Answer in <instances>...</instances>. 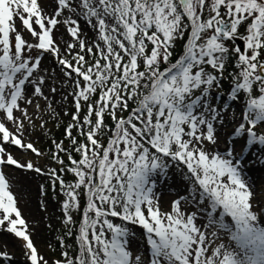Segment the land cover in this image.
<instances>
[{"label": "snow or ice", "instance_id": "snow-or-ice-1", "mask_svg": "<svg viewBox=\"0 0 264 264\" xmlns=\"http://www.w3.org/2000/svg\"><path fill=\"white\" fill-rule=\"evenodd\" d=\"M49 7L0 0V234L21 242L28 264H264V206L247 176L251 157L264 164V134L256 131L264 126V0H50ZM45 54L58 72L44 69ZM56 82H70L74 111L64 130L69 145L52 141L61 167L45 169L9 149L44 156L25 133H46L45 116H59ZM233 107L240 122L221 152L217 126ZM10 166L48 176L64 195L75 248L61 240V258L50 262L36 247L4 172ZM170 168L187 181V195L165 212L156 188ZM138 237L150 255H134ZM6 261L10 254L0 251Z\"/></svg>", "mask_w": 264, "mask_h": 264}, {"label": "rangeland", "instance_id": "rangeland-1", "mask_svg": "<svg viewBox=\"0 0 264 264\" xmlns=\"http://www.w3.org/2000/svg\"><path fill=\"white\" fill-rule=\"evenodd\" d=\"M42 3L49 7L50 0H42ZM49 7V11H50ZM63 32V29H61ZM88 39H92L93 33L91 31L87 32ZM25 38L31 40L32 38L25 33ZM57 38H60V33H57ZM63 39H70L67 35L63 37ZM180 48L176 49V55L178 56L182 52V44L179 42ZM42 66L45 70L51 71L55 69L56 72L59 71V67L56 65L54 59L47 54L42 59ZM49 83H53L50 81ZM57 87L60 88V92L54 96V107L56 108V112L59 113L57 118H49L47 115L45 119H47V132L45 133L44 130L35 129L31 130V133H25L27 139L36 143V146L39 147L43 152L44 156L36 157L34 154L26 153L23 156L13 147L10 148L9 151L12 152L14 156L21 160H31L38 166H41L45 169L47 168H58L55 163L51 162V159L48 154V149L52 145V138L58 136L59 140L63 139L64 142L65 138H63L64 130L67 124L71 120V113L74 111L73 104H72V96L68 95L71 92V84L70 82L67 84H62L60 82H56ZM229 91V84L226 80L224 82L223 87L218 90L219 94L221 95V100L217 101V106L219 107L220 104L224 99L227 97V93ZM64 95H68V99L66 101L62 100ZM43 103V101H41ZM231 103V101H229ZM65 112H68L69 115H64ZM235 112L236 114V121L235 123L231 122L232 113ZM240 109L233 107L229 110L228 119L225 120L224 126H217L218 135L220 137V143L218 145L219 151H224L226 148V144L224 140L225 137L230 139L233 134V130L236 125L240 122ZM258 135L264 134V126H258L256 129ZM76 135L77 133L74 131L73 133ZM67 147L69 144L64 143ZM211 147V146H210ZM253 164V163H252ZM251 164V165H252ZM4 172L7 175L10 185L12 186V190L16 195L19 207L22 211L23 216L25 208L29 206L30 203L37 205V208L40 213L42 225L39 227H35L34 225L30 226V230L33 231L32 239L35 242L36 247L38 248L39 252L45 256L50 262L55 261L56 259L61 258L60 254L62 249L60 241L63 240L68 245H71L72 248H75V239L73 236H68L66 233L68 232V228L65 227L64 221V214L62 212V202L65 199L64 195L61 193L59 186L55 192L51 187V180L48 176L39 175L32 171L27 170H19L15 169L14 167H8L4 169ZM66 176V175H65ZM67 177V176H66ZM68 183L74 182V177H70L67 179ZM257 183L262 184L264 189V174H261L257 178ZM259 185V184H258ZM43 186V189L42 187ZM187 181L183 180L181 173L175 169H169V175L167 181H161L158 183L156 188V193L159 196L160 200V207L162 211H170V206L172 202L178 199L182 195H187ZM84 199L83 195L81 196V208L80 210H74L72 215L75 221V224L72 226L73 233L78 229V218L81 210L84 207ZM264 198H259L258 205L264 206L263 202ZM186 211H196L195 207H191L190 205H184ZM116 223H121L118 219L115 220ZM197 223L202 225L205 223L204 219H198ZM135 231L137 233H142V229L139 226H135ZM138 239V245L134 246L133 252L134 255H141L142 257H146L150 255V253L146 249V241ZM13 243H18L19 246H15ZM72 248L69 250L71 251ZM0 251H6L11 256V261H6L5 264H13L16 261L18 262H25L28 264L26 257L24 255V249L21 246V242L14 238L12 235L3 233L0 234Z\"/></svg>", "mask_w": 264, "mask_h": 264}, {"label": "bare ground", "instance_id": "bare-ground-1", "mask_svg": "<svg viewBox=\"0 0 264 264\" xmlns=\"http://www.w3.org/2000/svg\"><path fill=\"white\" fill-rule=\"evenodd\" d=\"M223 135H224V140L225 139L228 140V138L225 137V133H223ZM256 150L259 151V146L257 147ZM250 159L253 160V164L249 166L248 171H247V176L255 192L257 193L258 201H259V198L264 197V189H262L263 188L262 184L257 183L256 180L261 174H264V164L259 163L256 160V157H251ZM24 215H25L24 218L26 219L28 224L30 223L31 225H34L35 227H39L42 225L39 210L37 208V205L34 204V202L30 203L29 206L25 208ZM13 244L15 246L20 247L18 243H13ZM13 264H26V263L16 261Z\"/></svg>", "mask_w": 264, "mask_h": 264}, {"label": "trees", "instance_id": "trees-1", "mask_svg": "<svg viewBox=\"0 0 264 264\" xmlns=\"http://www.w3.org/2000/svg\"><path fill=\"white\" fill-rule=\"evenodd\" d=\"M179 48H180V46H179ZM230 71H231V69H230ZM109 123H111V122L109 121ZM55 137H58V136H55ZM62 137H65V139L67 140V143L69 144V141H68V139L66 138V136L63 135ZM78 139H80L81 141L83 140L82 137H78ZM54 140L57 141V142H59L58 138H55ZM64 145H65V144H64ZM48 151L50 152V155H51L52 153H54V152L56 151L55 145L52 146V147H50V149H49ZM60 155H61V158L64 159L66 163H68V161H67V156H66L65 154H63V153H61ZM77 155H78V154H77ZM53 161H54V160H53ZM54 162H55V161H54ZM62 173H63V172H62ZM67 173H68L69 176L72 175V173H70V172H67ZM84 206H86V201H85ZM81 216H82V214H81ZM81 216H80V220H81ZM75 232H76V231H75ZM75 232H74V233H75ZM73 237H74V239H75V236H74V235H73Z\"/></svg>", "mask_w": 264, "mask_h": 264}, {"label": "water", "instance_id": "water-1", "mask_svg": "<svg viewBox=\"0 0 264 264\" xmlns=\"http://www.w3.org/2000/svg\"><path fill=\"white\" fill-rule=\"evenodd\" d=\"M235 43L238 44V45H240L241 47H243V44H242L241 41L237 40Z\"/></svg>", "mask_w": 264, "mask_h": 264}]
</instances>
